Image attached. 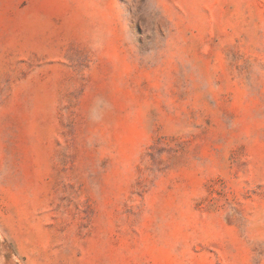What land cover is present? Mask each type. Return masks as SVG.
Returning a JSON list of instances; mask_svg holds the SVG:
<instances>
[{"label": "rangeland", "instance_id": "obj_1", "mask_svg": "<svg viewBox=\"0 0 264 264\" xmlns=\"http://www.w3.org/2000/svg\"><path fill=\"white\" fill-rule=\"evenodd\" d=\"M161 4L0 0L14 264H264V0Z\"/></svg>", "mask_w": 264, "mask_h": 264}, {"label": "clouds", "instance_id": "obj_2", "mask_svg": "<svg viewBox=\"0 0 264 264\" xmlns=\"http://www.w3.org/2000/svg\"><path fill=\"white\" fill-rule=\"evenodd\" d=\"M135 3L140 5V10L138 16L142 17L145 26L148 29L154 27H163L162 21L166 19V12L164 7L161 4V0H144L143 4H140V0H135ZM125 11L120 9V23L122 25V32L125 42L132 48H135L132 42V38L127 30V24L125 20ZM109 37V33L104 29H97L93 32L91 37V46L93 49H99L104 46V43ZM167 43V41H166ZM166 43L162 44L157 50L148 53L145 57L141 58L144 61L148 62L152 60L156 55L159 54L161 49L166 46Z\"/></svg>", "mask_w": 264, "mask_h": 264}, {"label": "bare ground", "instance_id": "obj_3", "mask_svg": "<svg viewBox=\"0 0 264 264\" xmlns=\"http://www.w3.org/2000/svg\"><path fill=\"white\" fill-rule=\"evenodd\" d=\"M1 248H2V251H1L2 255H0V264H14L13 260H8L6 258V249H5V247L3 248L2 244L0 245V249ZM7 250H8V248H7Z\"/></svg>", "mask_w": 264, "mask_h": 264}]
</instances>
